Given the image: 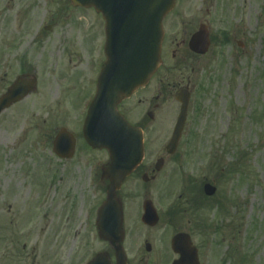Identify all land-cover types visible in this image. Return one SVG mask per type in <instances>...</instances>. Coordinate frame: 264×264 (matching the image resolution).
<instances>
[{
	"label": "rangeland",
	"instance_id": "1",
	"mask_svg": "<svg viewBox=\"0 0 264 264\" xmlns=\"http://www.w3.org/2000/svg\"><path fill=\"white\" fill-rule=\"evenodd\" d=\"M200 23L211 46L191 73L172 53L184 56L181 42ZM101 24L95 11L68 0H0L1 41L15 49L9 79L19 58L37 79L33 94L0 115V264H86L109 251L94 227L107 154L80 150L65 161L52 153L61 128L81 134L103 58ZM164 29L165 68L144 92L164 75L169 85L190 77L198 97L158 179L144 185L139 176L123 186L149 187L160 216L145 230L137 222L139 198L127 205L128 262L158 263L156 250H144L148 238L158 248L167 241L163 264H170L169 241L185 232L200 264H264V0H177ZM178 109L173 99L165 105L174 117ZM165 144L152 138L147 158L153 162ZM205 183L216 188L211 198Z\"/></svg>",
	"mask_w": 264,
	"mask_h": 264
},
{
	"label": "water",
	"instance_id": "2",
	"mask_svg": "<svg viewBox=\"0 0 264 264\" xmlns=\"http://www.w3.org/2000/svg\"><path fill=\"white\" fill-rule=\"evenodd\" d=\"M75 7L93 8L105 21V63L98 77L96 94L91 102L83 126L86 143L93 149H105L110 163L103 170L109 185L107 199L98 212L99 237L108 241L115 252L116 264H126L121 247L123 240L122 213L114 193L122 181L141 162L143 156L142 136L130 127L116 111L117 104L130 97L147 84L160 65L163 37V18L173 9L175 0H69ZM208 35L201 28L190 42V49L203 54L208 48ZM19 81L6 96L0 99V112L21 100L34 87ZM185 107L181 108L173 142L180 135L185 119ZM59 155L66 152L69 141L65 133L57 139ZM69 152H71L69 150ZM62 156V155H60ZM215 189L204 186V193L212 196ZM143 221L147 225L157 222L154 213L148 211ZM172 250L179 254L173 264H198L195 248L189 237L178 235L172 240ZM89 264H110L103 255L96 256Z\"/></svg>",
	"mask_w": 264,
	"mask_h": 264
},
{
	"label": "flooded vegetation",
	"instance_id": "3",
	"mask_svg": "<svg viewBox=\"0 0 264 264\" xmlns=\"http://www.w3.org/2000/svg\"><path fill=\"white\" fill-rule=\"evenodd\" d=\"M103 25V24H102ZM203 25V23H200L198 28ZM197 28V30H198ZM194 30L193 32L191 31L189 34H186L184 36V39L181 42V50L184 56H179L178 53L173 52L172 53V58L175 60L176 58H179L181 61V64H185V68L189 69L191 73H195V71L200 70V63L203 58L206 57V55H197L192 53L188 49V42L192 35L197 31ZM101 41L102 44L104 42L105 36L104 32L102 30L101 34ZM8 40H3L1 41V34H0V57L2 56L0 60V69L3 74V78L0 79L2 81V84L0 86V96L6 94L9 89L18 81L20 78L24 80H28V78L34 77L33 74H29V69L26 66L27 62L25 59L20 60V58L17 61L18 64V71L15 73V78L14 79H9V67L10 64L8 62V57L14 58L12 53H14V46L13 48L10 46V44L7 42ZM20 46L16 47V50H20ZM103 48V45H102ZM162 47V51H163ZM3 53V54H2ZM180 53V52H179ZM191 62H195V67L190 64ZM103 63V61H102ZM101 63V64H102ZM28 65V64H27ZM164 66L162 65L160 69L156 72V74L153 76L152 80L153 81L155 78H157V74L159 71L164 70ZM197 69V70H196ZM9 80L11 82H9ZM164 83V84H163ZM168 83V77L163 76L162 79H159L157 81V87L156 89L153 90V92H144L149 86L142 88L135 92L129 99L122 101L117 109L118 112L125 118V120L132 125L133 127L139 128L142 132L143 135V142H144V160L142 164L139 166V168L130 176L128 177L124 183L123 186L127 181L130 179L139 177L142 178L144 175L147 176V182L145 185H148L149 183H152L155 181V179H158V176L161 174V172L164 170L166 167V164L170 160L173 155H168L166 153V146L168 142L170 141L173 130L172 128L168 127V125L172 122V119L174 120V115L171 113V111L167 110L165 111V105L173 99L176 92H181V96L187 97L188 98V103L198 97L195 84L191 86V79L190 77H185L181 78L180 81L173 85H169ZM177 104V103H176ZM188 104V105H189ZM178 105V104H177ZM86 115V112L81 119V130H82V124L84 117ZM56 135L53 137L52 141V149L54 147V141H55ZM73 137L75 140V145H74V152L75 154L78 151L86 150L88 149L86 145L84 144V141L82 142L81 138L79 136H76L73 133ZM152 138L155 139V142H165L166 144L163 147H160L154 156L153 162L147 158V144L152 141ZM156 164H159V167H161L160 172H155V167ZM121 187L118 192H116V200L122 207L123 211V219L124 221L126 220L127 216H131L132 213L127 214L126 213V207L127 205L131 202L139 198V206H138V212H137V218L141 216L142 214V206L145 201H151L152 198V191H149V187H140L138 191L132 189L131 187ZM101 192L103 193V199L99 203L98 207L103 203V201L106 198V187H100ZM137 193V194H136ZM138 200V199H137ZM95 216L97 214V210ZM153 242V241H152ZM145 245H149L147 242V239L144 240ZM152 244V243H151ZM150 246V245H149ZM109 253H107L108 258L110 259V255L113 252L111 247H109ZM156 248V247H155ZM151 251H154V248L151 249ZM150 253L152 254V252ZM114 258V257H113ZM129 264V263H127Z\"/></svg>",
	"mask_w": 264,
	"mask_h": 264
}]
</instances>
